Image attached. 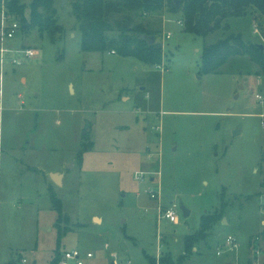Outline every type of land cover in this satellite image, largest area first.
I'll return each mask as SVG.
<instances>
[{
	"label": "rangeland",
	"instance_id": "rangeland-1",
	"mask_svg": "<svg viewBox=\"0 0 264 264\" xmlns=\"http://www.w3.org/2000/svg\"><path fill=\"white\" fill-rule=\"evenodd\" d=\"M71 1L53 0L60 37L28 27L7 40L16 51L0 69V264H49L74 249L92 252L86 264H264V74L248 55L215 72L200 65L202 47L232 33L264 48L263 17L249 9L202 36L180 13L132 14L157 32V66L82 51ZM30 48L38 53L25 57ZM50 191L68 229L59 242ZM170 203L175 223L158 214ZM218 212L185 250L201 217Z\"/></svg>",
	"mask_w": 264,
	"mask_h": 264
},
{
	"label": "trees",
	"instance_id": "trees-1",
	"mask_svg": "<svg viewBox=\"0 0 264 264\" xmlns=\"http://www.w3.org/2000/svg\"><path fill=\"white\" fill-rule=\"evenodd\" d=\"M4 5L11 14L20 17L21 28H37L40 33L47 32L53 38L61 36L63 26L58 24L56 8L53 0H29L27 4L20 0H0V10ZM72 14L80 30V49L82 51H114L123 56H133L138 60L159 66L163 60L161 46L156 43L148 44L143 39L144 34L154 35L157 32L146 28L141 23H133L132 14L144 16L155 12L168 11L180 13L183 29L196 35H207L218 28L223 21L230 17L245 15L249 9L256 10L264 19V0H72ZM27 11L28 18L25 17ZM264 34V23L262 25ZM248 55L264 74V48L258 44L245 43L240 34H230L218 39L212 44L202 47L200 56L201 71L215 72L229 57ZM90 148V147H89ZM86 148V149H89ZM82 149L79 159L82 158ZM264 175V164H263ZM262 184L264 185V178ZM223 194V193H222ZM50 198L58 212L56 219L57 242L61 235L68 231L62 228L64 216L60 200L50 191ZM225 204L221 203V210ZM221 212L205 214L201 217L198 232L184 238L185 250L192 244L205 237L210 224L220 218ZM59 251L49 264H57ZM171 259L161 258L159 264H182ZM150 263L153 261L150 259Z\"/></svg>",
	"mask_w": 264,
	"mask_h": 264
},
{
	"label": "built area",
	"instance_id": "built-area-1",
	"mask_svg": "<svg viewBox=\"0 0 264 264\" xmlns=\"http://www.w3.org/2000/svg\"><path fill=\"white\" fill-rule=\"evenodd\" d=\"M1 15V21H0V69L4 62V57L6 53L16 51V49L10 48V46L7 44V40L14 37L16 32L21 29V24L18 20L15 19V16L11 14L7 8L2 5L0 10ZM183 22H181L182 24ZM183 25V24H182ZM254 32H258L257 28L254 26ZM169 36V34L166 35V38ZM25 57H32L35 56L38 52L35 49H25L23 50ZM114 53V51H111ZM9 62L11 64H20L23 61L15 56H11L9 58ZM256 98L260 100L261 102V96L256 95ZM3 112V106H2V89L0 85V121H1V115ZM143 172H138L137 175H135V180H142L143 179ZM149 195L151 198H154L156 195L154 194V191H150ZM158 214L160 218L167 219L169 222L175 223L177 222V212H176V205L173 203H170L168 206H162L158 208ZM226 245H232L235 246V241L232 237H227L225 240ZM93 257V254L91 252L81 253L79 250H65L62 251L58 260L57 264H85L86 260ZM24 261V260H23ZM159 264V263H158Z\"/></svg>",
	"mask_w": 264,
	"mask_h": 264
},
{
	"label": "water",
	"instance_id": "water-1",
	"mask_svg": "<svg viewBox=\"0 0 264 264\" xmlns=\"http://www.w3.org/2000/svg\"><path fill=\"white\" fill-rule=\"evenodd\" d=\"M65 1L66 0H61L62 3L65 2ZM142 37H143V39H145L147 41L148 44H154L155 43V36L154 35L144 34ZM259 46L262 49V45L259 44ZM86 131H88V128L85 129L84 133ZM59 178H60V174L59 173L52 174V180L54 181V183L60 184ZM181 209H182V212H183L184 216H188L189 211L186 208H184L183 206H181Z\"/></svg>",
	"mask_w": 264,
	"mask_h": 264
},
{
	"label": "crops",
	"instance_id": "crops-1",
	"mask_svg": "<svg viewBox=\"0 0 264 264\" xmlns=\"http://www.w3.org/2000/svg\"><path fill=\"white\" fill-rule=\"evenodd\" d=\"M259 102H260V100H259ZM260 103H261V102H260ZM55 173H59V174H60V178H59V180H60V184H56V183H54V181L52 180V174H54L53 172L50 173V175H51V181H52L54 184L60 186L61 184H63V177H64V174L61 173V172H55ZM80 252H81V251H80ZM88 252H90V251H88ZM91 253H92V252H91ZM90 259H91V258H90ZM90 259H88V260H90ZM19 260H20L22 263H25V262H26V259L23 258V257H20ZM23 260H24V261H23ZM35 262H36V261H34V263H35ZM86 262H87V260H86ZM86 262H85V264H86ZM6 264H15V263H13L12 261L9 260Z\"/></svg>",
	"mask_w": 264,
	"mask_h": 264
}]
</instances>
